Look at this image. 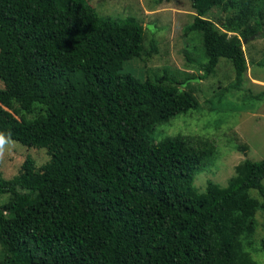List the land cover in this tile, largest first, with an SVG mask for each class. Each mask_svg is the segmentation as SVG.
Instances as JSON below:
<instances>
[{
    "label": "trees",
    "instance_id": "trees-1",
    "mask_svg": "<svg viewBox=\"0 0 264 264\" xmlns=\"http://www.w3.org/2000/svg\"><path fill=\"white\" fill-rule=\"evenodd\" d=\"M184 1L195 15L183 33L201 35L206 61L186 59L200 79L228 60L237 87L246 63L227 32L263 38L258 22L248 27L252 10L236 0ZM214 6L234 12L225 32L202 18ZM142 40L135 18L100 16L87 0H0V134L47 156L37 168L24 160L14 176H0V194H8L0 264H237L236 232L214 249L210 229L248 190L264 213V158L243 160L224 187L197 193L194 176L215 148L178 135L152 142L155 126L197 102L172 78L121 72L143 52ZM6 220L20 227L16 246ZM259 249L264 258V233Z\"/></svg>",
    "mask_w": 264,
    "mask_h": 264
},
{
    "label": "rangeland",
    "instance_id": "rangeland-1",
    "mask_svg": "<svg viewBox=\"0 0 264 264\" xmlns=\"http://www.w3.org/2000/svg\"><path fill=\"white\" fill-rule=\"evenodd\" d=\"M252 10L247 24L258 22L264 33V0H236ZM100 16L123 18L131 16L143 28V52L122 64L121 72L135 78L154 80L164 75L182 83L178 88L190 91L197 102L195 109L171 118L153 128L150 138L157 142L165 137L182 136L194 140H208L215 148L213 160L196 172L193 188L202 193L208 184L224 187L235 175L236 166L243 160L258 161L264 158V37L254 34L243 38L235 35L241 44L246 70L237 87L230 62L219 58L213 71L200 79L198 64L206 61L201 35L183 33L191 23L194 12L189 2L172 0H87ZM233 10L211 7L202 18L212 22L221 32L222 24L233 16ZM151 46L155 48L153 52ZM2 84L0 82V88ZM37 168L47 160L42 147H23L16 142L5 146L0 155V176H14L23 161ZM264 186V179L261 181ZM8 194H0V204ZM239 208H228L222 220L210 229L209 240L214 249L220 240L236 232L232 256L237 264H264L259 241L264 233V213L259 208L260 198L255 190H248L237 199ZM11 244L20 243V227L11 220L5 221Z\"/></svg>",
    "mask_w": 264,
    "mask_h": 264
},
{
    "label": "clouds",
    "instance_id": "clouds-1",
    "mask_svg": "<svg viewBox=\"0 0 264 264\" xmlns=\"http://www.w3.org/2000/svg\"><path fill=\"white\" fill-rule=\"evenodd\" d=\"M10 143V140L6 139L3 134H0V155L5 151V146Z\"/></svg>",
    "mask_w": 264,
    "mask_h": 264
}]
</instances>
